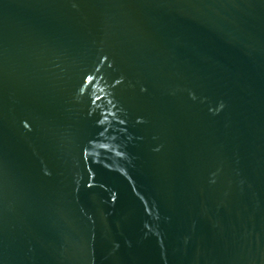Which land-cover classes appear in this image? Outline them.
I'll list each match as a JSON object with an SVG mask.
<instances>
[{
    "label": "water",
    "instance_id": "1",
    "mask_svg": "<svg viewBox=\"0 0 264 264\" xmlns=\"http://www.w3.org/2000/svg\"><path fill=\"white\" fill-rule=\"evenodd\" d=\"M0 264H264V0H0Z\"/></svg>",
    "mask_w": 264,
    "mask_h": 264
}]
</instances>
